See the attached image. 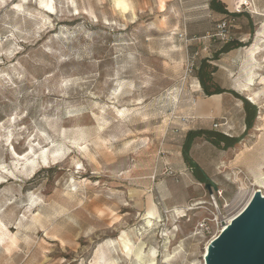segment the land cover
<instances>
[{"label":"rangeland","instance_id":"1","mask_svg":"<svg viewBox=\"0 0 264 264\" xmlns=\"http://www.w3.org/2000/svg\"><path fill=\"white\" fill-rule=\"evenodd\" d=\"M207 2L0 0V264H204L264 186V0L209 60L222 95L197 76L226 42ZM202 129L189 155L208 179L182 154Z\"/></svg>","mask_w":264,"mask_h":264},{"label":"water","instance_id":"2","mask_svg":"<svg viewBox=\"0 0 264 264\" xmlns=\"http://www.w3.org/2000/svg\"><path fill=\"white\" fill-rule=\"evenodd\" d=\"M211 185L206 183L209 191ZM205 263L264 264V197L260 193L212 240Z\"/></svg>","mask_w":264,"mask_h":264},{"label":"trees","instance_id":"3","mask_svg":"<svg viewBox=\"0 0 264 264\" xmlns=\"http://www.w3.org/2000/svg\"><path fill=\"white\" fill-rule=\"evenodd\" d=\"M224 4L220 1V0H210L209 2V7L216 11V12H225V8H224ZM244 45L241 41L236 40V41H226L225 43L222 44V46L215 51V53L212 55V57L210 58H203L200 61V64L198 66V70H197V76H198V80L200 83V86L202 88V90L204 91V93L206 95H210L213 93H222L225 92L226 89L221 88V87H216L214 91H210L209 90V86L207 84L208 81L211 80V70L208 69L211 66V63L209 62V60H215L219 57L220 54L227 52L233 48H237ZM243 104L244 107L247 108L248 110H251V113L254 115L255 111H256V107L255 105L249 103L246 99H243ZM251 120L252 118H250L249 116H247V118L245 119V124L246 127H250L251 126ZM207 135L208 138H211V131L208 130H190L186 133L184 142L182 144V154L184 156V159L189 163L190 167L196 171L199 172L201 175H203L204 177V173L202 172V170L195 164V162L193 161V159L190 157L189 155V148L190 145L192 143V140L196 137V136H201V135ZM217 135V139L213 138V143L215 145H219L220 143H223L225 147H230L232 146L235 142L238 141L237 138L232 137V136H228L222 133H216ZM205 179H208L207 177H204Z\"/></svg>","mask_w":264,"mask_h":264},{"label":"bare ground","instance_id":"4","mask_svg":"<svg viewBox=\"0 0 264 264\" xmlns=\"http://www.w3.org/2000/svg\"><path fill=\"white\" fill-rule=\"evenodd\" d=\"M244 1L245 0H238L237 1V3H236V6L237 7H240L238 4H243L244 3ZM258 49V50H257ZM262 50H264V49H260L259 48V46L258 47H256V48H251L250 49V54H251V56H252V59H254V61H256L257 60V54H259ZM257 65V64H256ZM252 74H254V73H252ZM251 74V75H252ZM253 81H254V79L253 78H250L249 77V80H248V82H249V84L250 85H253ZM243 87V86H242ZM245 87V86H244ZM248 88V87H247ZM242 90H247L246 88L244 89H242ZM249 98H251V99H253L254 97L253 96H251V94L249 95ZM242 102V101H241ZM260 176H263V174H261ZM263 188H264V186H262V185H259V188H255L253 191H251V193H250V195H249V197L247 198V200L245 201V203H244V205L235 213V214H233L230 218H227L225 221H224V223L223 224H221V226L219 227V229L217 230V233L213 236V238L212 239H210L209 240V242L207 243V245H206V247H205V253H204V255H203V259H204V264H206L205 263V257L207 256V253H208V249H209V246H210V244H211V242H212V240L221 232V231H223L226 227H227V225L237 216V215H239L247 206H248V204L250 203V201H251V199L253 198V196L256 194V193H260L263 197H264V190H263ZM242 189V188H241ZM149 215H152L153 214V212L152 211H149V213H148ZM125 249H126V253H128L129 252V250H130V248L128 247V245H125ZM137 255L140 257V255L141 254H139V253H137Z\"/></svg>","mask_w":264,"mask_h":264},{"label":"built area","instance_id":"5","mask_svg":"<svg viewBox=\"0 0 264 264\" xmlns=\"http://www.w3.org/2000/svg\"><path fill=\"white\" fill-rule=\"evenodd\" d=\"M245 4V3H244ZM244 4H239L240 8L242 5ZM234 12H240L236 6V4L234 3ZM234 18L233 17H229V16H224V18L222 19V21H220L219 23L216 24V33L211 34V36H221L223 38L226 39V41H229V39H231V29L234 27ZM178 37L180 39H185L187 37V32L185 30V28H183L181 31H179L178 33ZM221 226V225H220ZM200 227L205 231L208 232L209 231V226L207 225V223L204 221L200 224Z\"/></svg>","mask_w":264,"mask_h":264},{"label":"crops","instance_id":"6","mask_svg":"<svg viewBox=\"0 0 264 264\" xmlns=\"http://www.w3.org/2000/svg\"><path fill=\"white\" fill-rule=\"evenodd\" d=\"M225 6H224V8H225V12H216V11H214V10H212L210 7H209V2H210V0H208V2H207V5H208V7H209V9L210 10H212V11H214L216 14H218V15H220L221 17H224V16H229V17H234V18H238V16L239 15H237L235 12H234V9L232 8V6L234 5V2H235V0H220ZM234 27L235 28H238V25H234ZM239 48H241V46L240 47H237V48H233V49H231V50H229L228 52H233V51H235L236 52V50L237 49H239ZM252 74V73H251ZM250 74V78H253V74L251 75ZM254 79V78H253ZM249 80V79H248ZM249 84V83H248ZM250 85V84H249ZM245 86V87H244ZM251 86V85H250ZM248 85L247 84H244L243 85V88L245 89H247L246 90V92L249 90L248 88ZM242 88V89H243ZM243 91H245V90H243ZM225 94L227 93V92H224ZM223 93H219V94H216V95H222ZM248 94H250V93H248Z\"/></svg>","mask_w":264,"mask_h":264}]
</instances>
